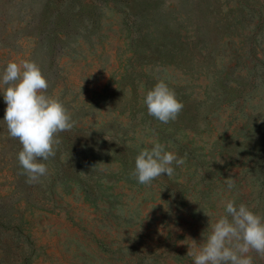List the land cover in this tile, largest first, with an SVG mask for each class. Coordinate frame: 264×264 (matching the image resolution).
Returning <instances> with one entry per match:
<instances>
[{"label":"rangeland","instance_id":"rangeland-1","mask_svg":"<svg viewBox=\"0 0 264 264\" xmlns=\"http://www.w3.org/2000/svg\"><path fill=\"white\" fill-rule=\"evenodd\" d=\"M23 60L76 126L29 184L0 88V264H193L222 201L264 216V0H0V77ZM161 80L167 124L143 103ZM153 141L186 163L145 186Z\"/></svg>","mask_w":264,"mask_h":264},{"label":"clouds","instance_id":"clouds-1","mask_svg":"<svg viewBox=\"0 0 264 264\" xmlns=\"http://www.w3.org/2000/svg\"><path fill=\"white\" fill-rule=\"evenodd\" d=\"M48 87L39 65L30 60L9 62L0 77L7 105L3 120L9 136L22 145L17 158L29 184L39 183L48 175L45 162L56 155L61 143L58 135L76 126L65 105L46 95ZM143 103L148 114L163 124L175 121L184 108L174 90L162 80L146 92ZM185 163V158L168 150V146L153 141L151 148L142 149L136 156L131 175L138 183L150 186L164 174L172 177L173 165ZM225 184L229 191L235 187L231 178ZM222 204L224 214L211 224L205 241L188 251L193 264H256L254 257L264 260V216L233 199Z\"/></svg>","mask_w":264,"mask_h":264}]
</instances>
